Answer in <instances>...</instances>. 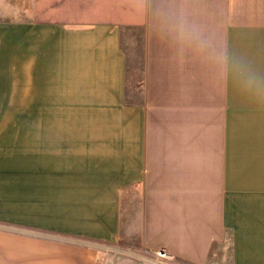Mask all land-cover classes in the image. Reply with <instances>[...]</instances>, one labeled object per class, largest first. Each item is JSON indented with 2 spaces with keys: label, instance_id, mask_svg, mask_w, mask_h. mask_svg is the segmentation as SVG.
Listing matches in <instances>:
<instances>
[{
  "label": "crops",
  "instance_id": "crops-1",
  "mask_svg": "<svg viewBox=\"0 0 264 264\" xmlns=\"http://www.w3.org/2000/svg\"><path fill=\"white\" fill-rule=\"evenodd\" d=\"M18 82L41 129L0 148V264H106L135 188L145 247L264 264V0H0Z\"/></svg>",
  "mask_w": 264,
  "mask_h": 264
},
{
  "label": "rangeland",
  "instance_id": "rangeland-1",
  "mask_svg": "<svg viewBox=\"0 0 264 264\" xmlns=\"http://www.w3.org/2000/svg\"><path fill=\"white\" fill-rule=\"evenodd\" d=\"M138 59L136 63L141 66V56ZM14 86L12 89L0 90V148L3 152H8L10 147L17 148L18 155L24 156L27 139H32L33 135L35 143L41 129L40 122L30 121L28 115L41 113V107L26 105L24 82ZM130 88L137 89V74L131 77ZM37 146L35 144L33 147L36 149ZM139 192L135 188L130 199L124 202L125 215L119 241L116 244L105 241L98 243L103 247V260L106 264H143L152 257L153 251L145 247L141 240ZM0 226L10 227L11 224L0 221Z\"/></svg>",
  "mask_w": 264,
  "mask_h": 264
},
{
  "label": "built area",
  "instance_id": "built-area-1",
  "mask_svg": "<svg viewBox=\"0 0 264 264\" xmlns=\"http://www.w3.org/2000/svg\"><path fill=\"white\" fill-rule=\"evenodd\" d=\"M152 257L143 264H177L175 257L165 249L152 250Z\"/></svg>",
  "mask_w": 264,
  "mask_h": 264
}]
</instances>
